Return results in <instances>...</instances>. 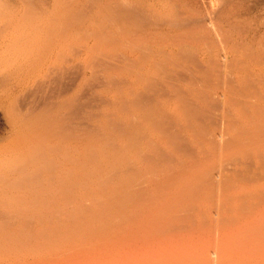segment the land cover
I'll list each match as a JSON object with an SVG mask.
<instances>
[{"label":"rangeland","instance_id":"374dc122","mask_svg":"<svg viewBox=\"0 0 264 264\" xmlns=\"http://www.w3.org/2000/svg\"><path fill=\"white\" fill-rule=\"evenodd\" d=\"M39 3L43 9L42 14L46 16H42L43 18H65V20L68 19L70 24L74 22L72 24L74 27L69 33L70 43L72 44L71 41H73L71 54L74 56L72 58L70 84L72 90H74V99H76L73 102V118L75 121L73 123L76 128L80 124V126L86 128L85 131L87 130L84 140L87 139L86 142H90L89 149L92 152V157L90 155L88 160L94 163L93 167L95 164L96 168L103 167L97 168V171L91 170L93 182L89 180V177L88 181L93 184L88 182V185L92 191L87 196L83 193V187L78 188L75 193L77 199L90 207L91 210L97 204H95L94 199H98V203H102H100V206L105 204L107 197L115 196L119 200H122L123 197L124 200L120 201L121 204L118 200L119 205L113 213L101 219H98V216L91 218L92 221L88 225L89 229L81 225L87 222L85 218L87 215L93 213V217H95L96 211L95 209L87 211L91 213H86L87 215L83 216L85 213L79 212L77 203L72 207L70 221L67 222L69 219H66L63 216L64 214H60L56 219L53 218V221L56 220L57 228L55 227V229L48 223L51 219L44 220L45 216L42 217L43 220L41 219L40 224L31 222L30 230L32 232L35 229L37 232L43 230L44 236L36 235L35 237V234H33L34 237H30L29 242L21 245V248L15 245L14 242V244L10 243L11 239L5 241L6 243H2L3 240L0 242V264H264V241H257L251 245L244 244L240 242V236L235 232L236 228L231 227V224L226 223L229 231L225 232L218 228L216 222L217 220L227 221L230 218L242 219L244 215L249 214L250 211L247 210L251 205L257 209L264 208V150H262V153L257 154L256 149L252 152L248 145L244 147L237 146L236 142L238 140L235 137V132H233L234 128H232V126L239 128L242 121L244 122L242 126L248 125L250 121L246 117L249 111H254L256 105L258 107L263 104H259L261 101H256L251 98L252 96L241 101L238 98L242 99L243 96L235 95V97L237 96V98L234 97L236 102H232L233 97L230 101L233 104L222 102L220 97L217 99L218 101L213 98L212 94L215 90H217L216 92L221 90L222 82L217 80L215 75L218 73L217 69L215 70L212 66L208 54L206 56L204 53V49L207 52L204 45L207 40L206 37H208L205 36V32L207 29L210 30V26L207 24L208 27H206V24H204L206 17L211 18L214 22L216 31L211 33V36H214L213 34L217 36L223 34L229 39L228 43L233 48L241 50L242 47H247L251 49L250 46H252L251 50L254 49L256 52L257 49L258 53L263 52L264 0H39ZM116 8L117 10H115ZM68 15H71L69 18L73 19L70 20ZM122 18L126 20L133 18L136 21L132 20L138 25H149L148 21L152 22L154 20V23L157 22L155 26L153 22V24L151 22L150 24L153 25L155 30L176 31L177 38L184 43L181 50L183 49L182 51L187 54L184 55L185 52L177 53L178 47L161 48L154 45L155 49L160 51H157L159 55L154 56L155 58L148 70L145 67V70L139 72L143 73L144 77L148 73L154 75L155 81L153 80L150 84L144 81L143 84L142 81L137 83L138 78L136 76L139 73L134 74L137 70L135 71L136 68L131 65L133 63L131 59L134 61L136 56H139V52L136 51L133 54L134 56L126 53V56L121 47L122 43L119 41L121 40L119 31L117 32L114 29L121 25L120 19ZM141 18L147 20L146 23ZM123 19L122 21H125ZM72 20L74 21L72 22ZM100 33L102 35H99ZM111 34L113 37H111ZM176 35L174 38H176ZM108 37H111V40H106ZM209 39L212 41L211 37ZM195 47H199L198 52H194L196 51ZM216 48L217 46L213 47V50L215 51ZM166 52L169 54H166ZM176 53L180 56L178 57ZM235 54L238 55L239 53L236 52ZM125 56L128 60L124 58ZM120 60L126 61H123V63ZM127 61H129V64H127ZM134 62L137 63L136 60ZM125 63L130 65V69L127 65L122 66ZM162 65L164 69L161 67L162 70H160L159 66ZM171 68L173 70L171 73L179 76V78L175 82L174 77L176 76H172L173 84L176 83L178 86L168 93L166 87L158 85V83L159 79L163 78L160 76L164 72H170ZM126 69L131 70V72ZM198 70L200 72H197ZM133 74L136 76L134 77ZM191 80L199 84L195 82V84H189ZM130 82H136V85ZM215 83L218 85H215ZM259 83L261 82L259 81ZM259 83L256 87L260 86ZM186 84L191 89H197V85H199L197 92L203 88L206 89H203L206 92L201 91V93L206 94V97L200 95L202 99L200 98L201 100H198L199 103H197L195 98L200 97L199 93L195 89V92L190 93V89L188 90ZM252 86L254 85L246 83L241 90L253 93L257 88ZM134 90L135 92L138 91L136 95L140 100L139 103L147 101L157 104L160 98L161 101L159 100L160 103L156 105V109L159 107L158 110H164V117L156 114L155 119L151 118L148 122L143 119L144 117L139 116L141 110L132 115L134 108L133 102L130 100V93L132 94ZM144 91H147L146 94ZM186 91L187 93L189 91V95L194 92L193 95L197 94L198 97L197 95L195 97L193 95L189 96ZM262 91L264 92V88H262ZM121 92L122 95H120ZM171 95L178 99H175V101V97ZM143 98L145 101H143ZM205 99L206 103L204 102ZM201 101L203 102L200 103ZM237 102L242 106L239 107L236 104ZM251 102L255 104V107ZM244 103H247V105H244ZM153 104L154 108L155 104ZM191 104L195 105L190 106ZM203 107L205 108L203 109ZM234 107L237 111L234 110ZM245 108L247 110L244 114ZM234 112L237 115H234ZM245 115L246 117H244ZM157 117L158 120H156ZM232 119L236 123H233ZM245 120H248V124ZM0 121H2L1 118ZM163 121L169 123H163ZM114 122L116 124H113ZM129 122L131 126L128 125ZM155 122H159V124H154ZM147 124L154 125L149 126L154 131L147 128ZM160 124H162V127L165 125L169 128L170 135H175L172 138L173 140L171 139L166 143L159 140L156 134L153 135V133L158 132L156 125ZM3 127L2 121L0 122V135ZM144 127L148 130L145 131ZM88 133L90 134L87 135ZM147 138L154 140V144H157H155L154 152L145 145ZM135 139L138 140L137 144H140V146L135 144ZM252 139L247 138L251 142ZM259 139L255 142H260L261 139ZM139 140L142 141L139 143ZM156 149L159 150L156 151ZM241 150L247 152V157H244L243 152L240 153ZM139 152L142 153L143 157L140 155L139 158ZM98 159H101V161ZM90 161H88L89 166L91 165L90 167L93 168ZM107 171L108 173L111 172L110 181L107 178L108 181L106 180L107 182L103 183L99 189L97 184L100 180L99 176L100 174L101 176L107 174ZM206 174L210 177H215L218 174L220 176L207 180V185L202 184L203 186H201L202 188L199 187V190L204 191L207 190L205 188L210 189L214 186L215 189L217 187L219 189L214 190L213 195L211 192L209 194L208 191H204L203 194L201 191L202 194H199L201 200L199 197L197 203H193L191 198L188 200L190 195H186L185 191L183 199L186 202L180 203L178 209V211L180 209L182 211H174L179 215H170V219L168 215L164 217V219L167 217V220L169 219V222L173 223L169 226L170 229L167 228V231L159 229L151 236H147L144 230L152 226L151 221H149L152 213L150 211L168 203L177 206L176 194L181 189L188 187L193 180L205 178ZM104 195H106V198ZM126 195H129L128 198H126ZM223 196L230 198L228 203H223ZM182 204L184 205L182 206ZM148 205H151V208L144 209ZM204 217L208 223H206ZM191 218H203L205 226L212 224L211 228H208L209 225L207 227L203 226L204 229L202 228V231L207 230V236H205L206 233L203 234L204 237L202 236L205 231L200 233L196 231L197 235L191 230L185 231L189 228L188 223L192 220ZM91 219L89 218L88 222ZM210 220L213 222H210ZM214 222L216 227H213ZM104 224L107 225L105 229H101L103 231L96 234L91 232L93 228L101 227ZM27 225H29L28 222ZM75 226H79L87 232L79 234V232L73 231ZM214 228L218 229L215 230ZM189 232H193L192 235H195H190V238L188 234L191 233ZM30 242L31 244H29Z\"/></svg>","mask_w":264,"mask_h":264},{"label":"bare ground","instance_id":"6f19581e","mask_svg":"<svg viewBox=\"0 0 264 264\" xmlns=\"http://www.w3.org/2000/svg\"><path fill=\"white\" fill-rule=\"evenodd\" d=\"M105 8L109 10L108 7L105 6ZM115 10H117V8ZM42 13H43V9L40 6L39 0H0V118L2 119L3 124H4L2 133L0 135V242L4 240V242L2 243H6L8 240L11 239L10 243L14 242L15 245L19 247L25 243H28L29 240L31 239L30 237H32L33 234H35L34 235L35 237L36 235L44 236V233H42L43 230L39 232H37L36 229L34 230V232L30 230L29 226H31L30 225L31 222H37L38 224H40V222H42L41 221L42 217L45 216L46 218H44V220L51 219L50 222L48 221L47 222L51 224V226L55 229L56 220L53 221V218L56 219L60 214H64L63 216L66 219H69L67 220V222L70 221L71 220L70 216L72 215L71 210H72L73 205L76 203L79 205V212L85 213V215L83 216L90 214L91 212L89 213L87 211H90L91 208L86 206L83 202H80V200L77 199V196L75 193L76 191H78V188L80 187H83L82 190L85 195L91 193L92 190L88 185L89 183L93 182V176H92L91 170L97 171L98 170L97 168L101 167L100 166L96 168L95 167L96 164H95L94 165V167L96 168L95 169L93 167L94 163L88 160L90 158V155L92 157V152H90L91 149H89V145H91L89 144L90 142L89 141L86 142L87 139L84 140V137L86 138V135H85L87 131V130L85 131L86 128L80 126V124L79 126L76 125L77 126L76 128L73 123L74 121L73 102L76 99H74V95H73L74 90H72L71 88L72 85L70 84L71 82L70 73L72 72L71 67L73 65L72 58L74 56L71 54V49H72L71 45L73 46V41H71L72 42L71 44L70 39H69V33L71 32L72 27H74L72 25L74 24L73 22L74 20H72L73 23L70 24L68 19H66L67 20L66 21L65 18L64 19H60V18L53 19L51 17L43 18L46 16H44V14ZM73 15L75 14L73 13ZM69 16L71 17V15H68V18ZM122 19H120L121 25L118 28H114V29L117 32L119 31V35L121 38V40L119 41L122 43L121 47L123 51L125 52L126 56L127 54L133 55L135 54L136 51L139 52V56H136L135 58L137 63L134 62L135 60L132 61L131 59V62H133L131 65L136 68L135 71L137 70L136 73L134 74L137 75L139 73L138 74L139 76L137 75L138 77L135 75L136 78L139 79V80L138 79L136 80L137 83L142 81V84H143V81H144L150 84L154 80L153 78L154 75H151L148 73V75L144 77L143 73L139 72V71L145 70V67H147L146 70H148V67H150L152 60L157 55H159L158 52L160 51L155 49L154 45L161 47V48L178 47L177 53L180 52L181 54L185 52V51H182L183 49L181 50V46L184 43H182V41L177 38L176 31H173V30L163 31V30H157V29L155 30L153 25L150 24L151 21L150 22L148 21L149 25H138L134 22L136 20H134L133 18L132 19L134 21L129 18L128 20L123 19L125 21H122ZM211 20H212L211 18L206 17L205 23H204L206 24V27H208L207 24L210 26L209 28L210 30L207 29V31L205 32V36H208L206 37L207 40L210 37L212 39V41H210V39L208 41L206 40L204 47H206V50L208 53L205 51V49H204V53L206 54V56L208 54V58L212 66L215 68V70L217 69L218 73L215 74L217 80L218 81L220 80L222 82V88H220L221 90H218L219 92H216L217 90H215V92L213 91L214 93L212 94V96L213 98H216V100L219 97L222 98V102L224 103L230 102L232 97H233L232 102L234 101L236 102V100H234L235 95L243 96V98L241 97L242 99L238 98L241 101L244 98L247 99L250 96H252L251 98H254L256 101H261L259 104H263V105H260L258 107L257 105L255 107L254 106L255 104L251 102L253 103V107L256 108V111L254 108L253 109L254 111H251V110L249 111V114H247L248 115L247 117L246 115L244 116L246 117V119L248 118V120L250 121V123L248 124V120L247 121L245 120V122H247L248 125L242 126V124H244V122L242 121V124H240L241 126H239V128L234 127V126H232V128H234L233 132H235V137L238 140V142H236L237 146L244 147L248 145L250 146L252 152L254 151V149H256L257 152L256 151L255 152L257 154H259L260 152L262 153V150H264V92L262 91V88H264V85H263L264 84V51L258 53L256 49V52H255L254 49L251 50L252 46H250L251 49L247 47H246L247 49L242 47L241 50L240 49L238 50L237 48H233V46L231 47V45H229L228 43L229 39L226 38L223 34H219L218 36L213 34L215 37L211 36L210 34L216 31L214 28V22L213 20L212 21ZM142 21H145L144 23H146L147 20H144L143 18ZM152 22L154 23V20ZM156 23L157 22L154 23V26ZM104 27L106 28V25ZM106 31L108 32V30ZM99 35H102V33H100ZM104 35L105 34H103V36ZM175 35H176V38H174ZM111 37H113L112 34H111ZM110 38L108 37V39L106 40H109ZM71 39L73 40V38ZM215 46H217V48L214 51L213 47ZM178 49H180L181 51H179ZM195 50L196 51L194 52H198L199 47L198 48L195 47ZM163 51L165 52L166 49ZM236 52L239 54L236 55L235 54ZM166 54H169V53L166 52ZM183 54L185 55L187 53L185 52ZM126 56L124 58H127ZM126 60H128V58ZM126 60H120V61L123 62ZM127 62L126 63L129 64V61ZM126 63L122 64V66L127 65ZM127 66H129V69H130V65H127ZM159 67H160V70L164 69L163 65ZM161 67L163 68L161 69ZM126 70L128 72L129 71L131 72V70H128V69ZM200 70L203 72L202 69ZM200 70H198L197 72H200ZM135 71L133 70V72ZM172 71L173 70L171 68L170 72L169 71L164 72L160 76L163 78H160L159 83H158V85L160 84L161 86L163 85L164 87H166V90H167L166 92L168 93L178 86L176 83L173 84L172 82L173 80L172 76L174 75L171 73ZM145 74H146V71H145ZM174 76H176L174 77L175 78L174 81L176 82L179 76L177 75H174ZM218 81L216 82L218 83ZM259 81L261 83H259ZM136 82H130V83L135 84ZM194 82H192L191 80L189 84L197 83V82L195 83ZM246 83L253 84L255 87L259 83L260 86L258 85L256 87L258 90L256 89L255 91H253V93L251 92L252 93L251 94L245 91L243 92L241 90V88H243V86ZM215 85H218V84L215 83ZM197 86L198 88L200 87L199 85ZM202 86L203 84L201 85V87ZM135 87L137 88V86ZM186 87H188V85ZM148 88L150 89V86ZM246 88L248 89V87ZM189 89H190V93L194 91V89L196 92L198 91L196 88L191 89L188 87V90ZM203 89L201 91H203ZM201 91L199 90V92H197L199 93L198 95L206 97V94L201 93ZM129 92H132V91H129ZM146 92L144 91L145 94ZM177 92H179V90ZM194 92L192 93V95L194 94ZM203 92H206V91H203ZM137 93L138 91L135 92V90L134 92H132V94L130 93V97H131L130 100L133 102L132 105L134 108V110H132V115L133 113H136L137 111L141 110L142 112L139 114V116L144 117L143 119L147 121L150 120L151 118L155 119L154 116L156 114L163 116L164 110L163 111L161 110L162 111L161 112L160 110H158L159 107H157L156 109V105L160 103L161 101L160 98L159 99L157 98L158 103L157 104L154 103L155 105L147 101L146 102L141 101L139 103L138 101L140 100H138V95H136ZM120 95H122V92ZM192 95H189V96H192ZM195 95L193 96L195 97ZM201 96L199 98H195V100H197V103H199L198 100L200 101L202 99ZM237 96L235 98H237ZM128 97H129V94H128ZM160 97L162 98V96ZM172 97H175V96H172ZM175 99H178V98L175 97L174 100ZM143 101H145V99ZM205 101L206 99L204 100V102ZM202 102L203 101H201L200 103ZM125 103L127 102L125 101ZM113 104H116V103H113ZM152 104L154 105V108ZM236 104H238V102ZM245 104L247 105V103H244V105ZM192 105L193 104H191L190 106ZM238 105L239 107L242 106V104L241 105L238 104ZM234 106L237 107L236 105ZM204 108L205 107H203V109ZM203 109L202 111H204ZM234 110H236V108ZM246 110L247 109L245 108L243 113ZM235 113L236 112H234V115H237ZM228 118L230 119V117ZM156 120H158V117ZM233 120L234 119H232V122L236 123ZM238 121L240 123L239 119ZM115 122L113 124H116ZM164 122L166 121H163V123ZM156 123L157 122H155L154 124ZM157 124H159V122ZM128 125L131 126L130 122ZM150 125L147 124L146 127L148 126L147 128H151L149 127ZM130 126H127V127H130ZM151 126H154V125H151ZM156 126L158 127V132L153 133V135L156 134L159 140H163L167 143L172 138H174L175 135L174 134L170 135L168 132L169 128L165 127V125L163 127H162V124L156 125ZM146 127H144L145 131L148 130ZM112 128L114 129V127ZM151 129L153 130V128ZM142 132H144V130H142ZM106 133H107V129H106ZM89 134L90 133H88L87 135ZM247 138H250V139L253 138L252 142L248 141L249 139L247 140ZM259 138L261 139V141L255 142ZM135 140H136L135 144L138 145L137 144L138 140L137 139ZM140 141L142 140H139V143ZM243 141H247V142H243ZM107 143L104 145L106 146ZM80 144H81V147H80ZM155 144H154V140H150L149 138L145 140V145L152 152H154L156 148ZM78 145L79 147H77ZM138 146H140V144ZM90 148H93V147H90ZM158 150L156 149V151ZM241 152H243L242 154L244 155V157H247L246 151L241 150L240 153ZM95 155L97 154L95 153ZM140 155L143 157L142 153L140 154L139 152V158L141 157ZM98 160L101 161V159H98ZM88 161L92 163L93 168L90 167L91 165L89 166ZM90 172H91V175L89 176ZM103 172L104 170L102 171V173ZM110 173H108L107 171V174L105 173L103 176H101L100 174L102 178L99 176L100 180L97 183L99 189L101 188V185L103 183L107 182L108 180L110 181L109 179ZM219 176L220 174L216 175L215 177L214 176L210 177V175L206 174L205 178H199V179L193 180V182L188 187H185V189L183 190L181 189L180 192L176 194L175 196L176 201H178L177 206L174 204L168 203L159 208H154L152 211H150L152 213L150 214L149 221H151L152 226L150 228L145 229L144 233L147 236H151V234H154L159 229H162L164 231L165 230L167 231L168 230L167 228L170 229L169 226L173 224L169 222V219L171 217L170 215L173 216V214H176L174 212L175 210L177 212L181 210L180 209L178 211L180 207L179 204L185 201L183 199L185 195V191L187 193L186 195H190L188 200H190L191 198L193 199L192 201L193 203L194 202L197 203L200 197L199 194L200 195L202 194L201 193L202 190L201 191L199 190L200 188H202L201 186L203 185L206 186L207 180L218 178ZM88 179L90 181L92 180V182L88 181ZM214 187H210V189L205 188L207 190H204V191H208V193L210 194V192L212 193L214 192V190L219 189V187H217L216 189ZM204 191H202L203 194H204ZM104 196L106 198V195ZM128 196L126 195V198H128ZM114 198L115 196L107 197L105 199L106 200L105 204L102 206H100L101 202L98 203L99 202L98 199H94L95 204L97 203L96 205H94L95 208L94 207L92 208V210L95 209L96 211V213L94 214L95 217H93V213L90 215H87V217H85L87 222L82 223L81 226L89 229L88 225L92 221L91 218H96V216H98L97 218L101 219L105 217L106 215L113 213L117 209L120 201L124 200L123 197H122V200L117 199L118 197L115 199ZM222 198H223L222 200L223 203L224 202L228 203V201L230 200V198H227L226 196H223ZM118 200H119V203H118ZM200 200H201V197H200ZM183 205L184 204H182V206ZM149 208H151V205L144 207V209H149ZM199 211H198V214H199ZM247 211H250V212L247 216L244 215L245 217L244 216L242 217L241 214H239L242 217V219L241 218L239 219L230 218V220H227V221L217 220L216 222L219 226L217 227L226 232V231H229L228 225L226 223L231 224V227L236 228L235 232L240 236V242L247 244V245L255 244L257 241H264V208L257 209L255 206L251 205ZM247 211L245 212L247 213ZM242 213L244 214V211ZM166 215L169 216L168 220H167V217L164 219ZM176 215L178 216L179 213H177ZM176 215L174 216L176 217ZM89 218L91 220L88 222ZM191 219L192 220L188 223L189 228L188 230L185 229V231L188 232L191 230L196 235H197L196 231H198L199 233L205 231L204 233H202V236L205 233H206L205 236H207V230L202 231L204 229L203 226H205L206 218L204 219L205 221L203 220V218L202 219L201 218L200 219L191 218ZM211 221L212 220H210V222ZM27 222L29 223V225H27ZM206 223L208 222L206 221ZM106 225L107 224H104L101 227L93 228L91 232L93 234L101 232L103 231L101 229L103 228L105 229ZM208 225H209L208 228L212 227V224H207L205 227H207ZM213 225H214L213 227H216L215 222L213 223ZM218 228H214V229L216 230ZM74 229L73 231L79 232V234L81 232H87L86 230L79 228V226H75ZM209 230H208V233H209ZM211 231H213V229H211ZM193 232H189L191 234H188V235L194 236L195 234L192 235ZM199 233L198 235H200ZM29 244H31V242Z\"/></svg>","mask_w":264,"mask_h":264}]
</instances>
